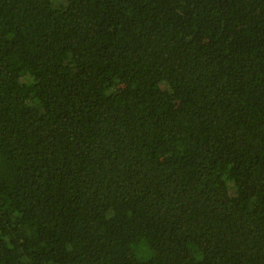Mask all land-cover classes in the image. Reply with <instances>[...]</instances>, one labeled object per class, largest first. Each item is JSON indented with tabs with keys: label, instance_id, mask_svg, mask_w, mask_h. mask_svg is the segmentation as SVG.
I'll return each instance as SVG.
<instances>
[{
	"label": "trees",
	"instance_id": "16d2710c",
	"mask_svg": "<svg viewBox=\"0 0 264 264\" xmlns=\"http://www.w3.org/2000/svg\"><path fill=\"white\" fill-rule=\"evenodd\" d=\"M0 264H264V0H0Z\"/></svg>",
	"mask_w": 264,
	"mask_h": 264
}]
</instances>
